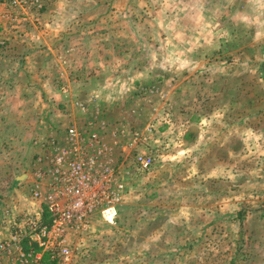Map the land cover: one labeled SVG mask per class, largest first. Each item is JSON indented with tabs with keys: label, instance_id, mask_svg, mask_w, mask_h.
Returning a JSON list of instances; mask_svg holds the SVG:
<instances>
[{
	"label": "rangeland",
	"instance_id": "1",
	"mask_svg": "<svg viewBox=\"0 0 264 264\" xmlns=\"http://www.w3.org/2000/svg\"><path fill=\"white\" fill-rule=\"evenodd\" d=\"M205 1V16L193 11L177 31L183 10L171 0H0V91L15 83L11 68H25L24 81L38 70L55 82L53 98L79 92L74 127L98 134L125 186L114 223L96 212L65 237L30 234L27 215L50 221L34 196L37 156L58 139L45 133L50 91H39V113L23 108L28 133L11 116L0 124V240L28 234L2 264L28 251L29 264H264V28L256 37L240 25L243 50L234 38L226 47L225 0ZM95 77L114 82L113 101L93 90ZM139 153L154 157L149 170Z\"/></svg>",
	"mask_w": 264,
	"mask_h": 264
},
{
	"label": "built area",
	"instance_id": "2",
	"mask_svg": "<svg viewBox=\"0 0 264 264\" xmlns=\"http://www.w3.org/2000/svg\"><path fill=\"white\" fill-rule=\"evenodd\" d=\"M25 2L27 0L14 3ZM32 3L41 6V0H32ZM75 103L80 109H86L84 102ZM83 135L76 127H69L66 137L47 142L49 150L38 158L43 165L36 173L34 196L43 200L46 215L50 217L49 222H44L37 216L27 215L28 230L38 240L53 234L65 237L71 228H85L87 219L96 212L106 222L115 221L116 206L125 186L115 181V166L109 161L108 148L98 134ZM135 162L139 169L147 171L153 166L154 157L150 153H139ZM24 235L16 230L12 237L0 240V264L5 255H13L28 234ZM63 243L64 253H68L66 241ZM31 256L28 251L18 258L22 264H29Z\"/></svg>",
	"mask_w": 264,
	"mask_h": 264
},
{
	"label": "crops",
	"instance_id": "3",
	"mask_svg": "<svg viewBox=\"0 0 264 264\" xmlns=\"http://www.w3.org/2000/svg\"><path fill=\"white\" fill-rule=\"evenodd\" d=\"M173 3L174 9H179L180 11L183 10V12H180L179 18H176L175 25L177 26L178 30L180 31L182 28V23L186 25L187 22V16L188 19H192L191 13L193 11H199L200 15L205 16L206 8H208V4H206V1L204 0H171ZM143 2V1H142ZM164 2H167V0H164ZM224 6L221 9V12L219 13V18L221 15V21L220 23H224L221 31L225 32L224 34H221L220 36V41L222 44H224L226 47H229L233 43L234 38L235 41V47L236 49L243 50V38H242V29H240V25H246L248 27H252V32L253 34L256 35V37H259L258 32L261 31L258 26L263 25L264 28V0H225L224 1ZM63 7V8H62ZM250 9L252 12L247 13L245 10ZM61 9H65L63 5H61ZM52 10L45 15V16H53ZM183 16H181V14ZM247 13V15H246ZM218 18V17H217ZM184 19L186 21L184 22ZM47 24V23H46ZM45 24V25H46ZM218 24V23H217ZM184 29V28H183ZM174 30L173 32V37H172V42L173 46L175 45L177 47L178 40L174 36L177 35V31ZM49 34L45 33L43 34L42 39L43 41L47 42V37L45 35ZM263 35H264V29H263ZM231 36V37H229ZM190 37V36H189ZM191 38V37H190ZM41 39H38V41ZM48 43V42H47ZM34 51V52H33ZM26 55V57L33 55L39 51L33 50ZM30 54V55H29ZM232 54V53H230ZM228 52H224L220 50L218 52V56L220 57H226L230 55ZM186 53L178 54V56H185ZM30 71H33L31 68H29ZM10 70V69H9ZM20 70V71H19ZM13 72V79H14V84L13 86H9V89L7 91L3 90L2 92L0 91V124L4 120L6 121L8 116H11L13 118L12 123H14L12 126H15L16 128L20 129V132L22 131V134H20V137H23L25 133H28L26 129V123L23 124V119L26 120L27 116H36L38 113L34 114L37 108L42 106L43 100L41 98H37V94L39 91H45L44 89H48L50 91L49 95L46 98V105L47 109L45 110L44 113H46V118L50 120L49 125L51 126L50 129L45 128V133L47 134L48 132L52 135L53 138H58L63 139L66 137V130H63V126L61 123L65 120L68 121H74L71 126H76V119L74 117V114L77 113H82V109H80L78 106H76V101H84L83 99H80L81 95L79 92L78 94H75L74 91H70L68 94H64L63 92H60V96H57V98H53L54 95L56 94V91H53L54 83L53 81H42V78L44 76H39V78L36 75L32 76V79L24 81L22 77H26V72L25 68H11L10 70ZM31 77V76H29ZM35 77L36 79H33ZM41 78V79H40ZM93 80L95 88L93 90H98L100 89V94L102 96V101L104 102L105 100H108V102L113 101V97L110 96L109 90L113 89L114 87V82L110 80H105L103 78H92L91 81ZM90 81V83H91ZM71 86V85H70ZM72 87V86H71ZM56 89V88H55ZM93 90L90 92L93 93ZM29 93V94H28ZM62 94V95H61ZM29 95V97H28ZM50 97V98H48ZM85 99V98H84ZM45 102V100H44ZM31 108L32 113H28L27 116L23 113V108ZM34 110V111H33ZM56 116L54 117V113ZM71 112V113H69ZM100 112V111H99ZM58 114V118H57ZM52 117H54L52 119ZM58 119V120H57ZM1 130V128H0ZM36 130V127L34 128ZM42 130V127L39 128L38 133ZM44 132V131H43ZM27 135V134H26ZM187 137L188 133L186 132L185 134ZM201 136V135H200ZM28 136H25V138ZM52 138V139H53ZM53 141V140H52ZM199 142L195 145L199 146ZM37 158H39L40 155L43 154L41 149L38 152Z\"/></svg>",
	"mask_w": 264,
	"mask_h": 264
},
{
	"label": "trees",
	"instance_id": "4",
	"mask_svg": "<svg viewBox=\"0 0 264 264\" xmlns=\"http://www.w3.org/2000/svg\"><path fill=\"white\" fill-rule=\"evenodd\" d=\"M188 136H189V134H188ZM238 213V216H243V212L241 213V212H237Z\"/></svg>",
	"mask_w": 264,
	"mask_h": 264
}]
</instances>
